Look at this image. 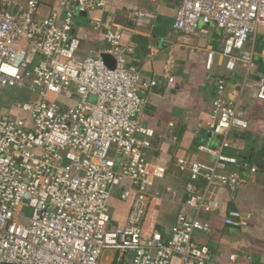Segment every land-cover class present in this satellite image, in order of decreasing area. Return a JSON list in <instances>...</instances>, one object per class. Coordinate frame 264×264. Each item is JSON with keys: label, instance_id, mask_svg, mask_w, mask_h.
Wrapping results in <instances>:
<instances>
[{"label": "built area", "instance_id": "built-area-1", "mask_svg": "<svg viewBox=\"0 0 264 264\" xmlns=\"http://www.w3.org/2000/svg\"><path fill=\"white\" fill-rule=\"evenodd\" d=\"M48 1L0 0V92L27 89L38 97L16 104L30 122L0 108V264H103L108 252L115 254L112 264H218L209 247L194 240L197 232L210 231L199 215L218 210L211 192L216 187L236 191L240 176L220 174L218 165L180 160L191 183L171 237L155 232L145 238L149 203L160 196L153 193L154 185L166 176L165 168L145 156L154 132L141 122L146 92L157 83L143 86L140 73L127 64L131 48L123 45L120 28L105 36L104 54L114 58V69L101 54L78 60L75 18L105 9L107 0H59L58 8L45 14ZM132 18L143 26L155 16L138 10ZM201 24L226 35L223 54L233 71L240 60L234 52L255 32L264 38V0H183L174 29L192 35ZM241 60L255 67L249 55ZM212 63L210 54L208 70ZM225 89V81L218 80L212 128L223 137L222 147H229L231 132L247 130L249 124L238 104L224 99ZM49 95L66 102H50ZM257 97L264 101V82ZM125 181L129 187L121 199H133L128 221L109 229V201ZM226 225L246 226L247 220L231 212ZM228 264H238V256L231 255Z\"/></svg>", "mask_w": 264, "mask_h": 264}, {"label": "crops", "instance_id": "crops-1", "mask_svg": "<svg viewBox=\"0 0 264 264\" xmlns=\"http://www.w3.org/2000/svg\"><path fill=\"white\" fill-rule=\"evenodd\" d=\"M182 1L107 0L105 9L76 16L74 36L81 42L77 57L82 60L103 54L108 48L107 32L120 28L123 45L131 48L127 52V64L140 73L143 86H150L152 81L157 83L146 92L148 102L141 122L154 132L145 156L150 163L165 168L166 176L154 185L153 193L160 196L153 197L149 203L143 236L149 239L159 232L165 239L171 237L177 216L188 199L186 188L191 183V174L179 166L180 160L209 167L218 165L220 174H238L241 185L236 191L216 187L211 192L219 209L199 215L201 221L210 225V231L197 232L194 240L200 246L209 247L215 263L228 264L230 256L235 254L238 264H262L264 101L257 94L258 84L264 82V38L259 32L253 33L244 48L234 52L240 60L229 71L223 54L226 35L214 25L201 24L192 35L174 29ZM58 2L49 0L45 14L58 8ZM138 10L153 14L154 21L137 26L132 13ZM210 54H213V63L208 70ZM246 55L251 57L254 68L241 60ZM218 80L225 81L224 99L238 104L249 124L247 130L231 132L229 147H222L223 137L214 134L212 128V102L217 96ZM8 92L16 101L37 97L27 89L17 88L1 91L0 96ZM1 102L0 98L3 113L30 122L29 115L17 107L19 102L3 108ZM218 154L234 162H220ZM197 184L204 187L202 180ZM128 187L129 182H123L109 201L112 227H124L128 221L133 199H121ZM168 189L175 194L167 193ZM231 212L245 217L247 225L227 226L226 219ZM189 217L194 218L195 212H189ZM114 255L106 253L103 264H112Z\"/></svg>", "mask_w": 264, "mask_h": 264}, {"label": "rangeland", "instance_id": "rangeland-1", "mask_svg": "<svg viewBox=\"0 0 264 264\" xmlns=\"http://www.w3.org/2000/svg\"><path fill=\"white\" fill-rule=\"evenodd\" d=\"M16 90H14V92H15ZM0 98H1V100H2V102H1V107L3 108V107H5L7 104H9V103H11L12 105L13 104H16V102H22L23 103V101H24V99H23V101H20V99L18 100L17 99V101H16V99H13L12 100V98H13V96L12 95H10L9 94V92L8 93H6L5 95H3L2 97L0 96ZM35 100H30L29 98H27V99H25V101L26 102H31V103H33V102H36V101H38V97H36V98H34ZM48 100L50 101V102H60V103H62V102H66V100L63 98V97H57V96H54V95H49L48 96ZM24 101V102H25ZM92 102H96V100L93 98L92 100H91ZM68 103H73V102H68ZM112 228H115V227H112L111 226V224H110V228L109 229H112Z\"/></svg>", "mask_w": 264, "mask_h": 264}, {"label": "water", "instance_id": "water-1", "mask_svg": "<svg viewBox=\"0 0 264 264\" xmlns=\"http://www.w3.org/2000/svg\"><path fill=\"white\" fill-rule=\"evenodd\" d=\"M162 33V32H160ZM164 33V32H163ZM163 35V34H162ZM101 58L104 60L105 64L111 68V69H114L115 68V60L114 58L109 55V54H101Z\"/></svg>", "mask_w": 264, "mask_h": 264}]
</instances>
